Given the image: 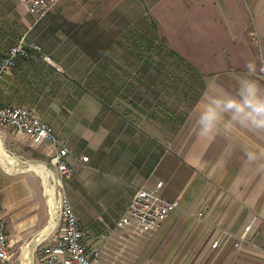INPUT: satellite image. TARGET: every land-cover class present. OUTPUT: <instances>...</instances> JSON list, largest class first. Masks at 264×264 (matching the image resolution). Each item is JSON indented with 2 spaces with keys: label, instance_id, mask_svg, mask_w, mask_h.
I'll return each mask as SVG.
<instances>
[{
  "label": "crops",
  "instance_id": "crops-1",
  "mask_svg": "<svg viewBox=\"0 0 264 264\" xmlns=\"http://www.w3.org/2000/svg\"><path fill=\"white\" fill-rule=\"evenodd\" d=\"M24 9L0 0V60L22 35L49 60L19 58L0 77V102L34 109L69 148L63 189L97 264H264V0H57L31 35L32 24L17 28ZM143 22L202 75L190 107H174L172 77L135 75L141 51L119 39ZM160 99L176 119L159 120ZM16 134L49 161L53 146ZM2 162L13 264H42L37 245L59 234L57 220L38 178ZM160 180V196L179 206L144 235L116 227L134 190Z\"/></svg>",
  "mask_w": 264,
  "mask_h": 264
},
{
  "label": "built area",
  "instance_id": "built-area-1",
  "mask_svg": "<svg viewBox=\"0 0 264 264\" xmlns=\"http://www.w3.org/2000/svg\"><path fill=\"white\" fill-rule=\"evenodd\" d=\"M57 0H21L26 10L38 21ZM41 57L49 60L35 41L27 40L22 35L0 60V77L13 69L19 58ZM264 59V57H263ZM0 123L9 124L17 131H22L32 145H51L53 151L48 161L52 172L53 202L49 203L54 211V219L61 223L59 234L48 237L47 242L39 244V255L42 264H97L100 248L88 250L84 243L85 229L75 212L68 195L63 189V180L74 174V168L67 161L69 148L63 144L51 125L44 121L32 108L18 107L0 102ZM88 156H82L87 160ZM46 167V165H44ZM56 173V174H55ZM162 181L154 188L139 187L134 190L129 203L115 221L116 227H129L136 235L157 228L161 222L179 206V200H167L160 196L158 189ZM201 213H199L200 215ZM56 224V223H55ZM250 225L238 235L235 246L247 241ZM104 235V237H106ZM108 237V236H107ZM222 240L217 238L212 246ZM13 253L8 234L5 230L2 210L0 209V264H13Z\"/></svg>",
  "mask_w": 264,
  "mask_h": 264
},
{
  "label": "rangeland",
  "instance_id": "rangeland-1",
  "mask_svg": "<svg viewBox=\"0 0 264 264\" xmlns=\"http://www.w3.org/2000/svg\"><path fill=\"white\" fill-rule=\"evenodd\" d=\"M23 11H25L23 15V19L21 20L20 23H17L18 25L17 28L24 29L28 26V24H32L31 28H29L28 31L26 32V34L31 35L33 32V26L35 27L37 21L36 22L34 21L32 15H30L27 10L24 9ZM153 33L154 32L151 30V26L149 22H143L140 24L138 23L135 24L134 26H131L127 34L123 35L122 38L119 39V42L121 43L125 42L131 45H135L136 47H138L137 49L141 51L140 53L143 56L142 59L143 67L141 69H137L135 75H138L141 78L147 77L149 75L156 77H159L160 75L172 77L171 86L173 87L172 90L174 96L173 101L175 102L174 107L176 108L190 107L194 99L203 90L204 79L201 74L194 72L192 69H189V67L187 65L182 64L177 59V57H175V55H172L167 50H165V48L163 47L164 45H162L161 43V40L156 39ZM111 54L115 55L116 53L114 54L113 52H111ZM120 60L123 59L121 58ZM150 86H154V85H149V87ZM142 87H146V86L142 85ZM153 88L154 87H152L151 90L155 91L153 90ZM113 91H117L116 87L113 88ZM147 91H150V89H147ZM161 92H163L164 95L168 93V92L165 93V91H161ZM163 93H159L157 97L159 98L162 96L165 97ZM178 94H181V97H178ZM182 95L184 96L183 97L184 99L182 98ZM165 101H166L165 99L162 101L160 99L157 104L158 111H162L163 113H165V116L163 117L159 116V120L170 121L171 118L176 119L177 116L176 115L172 116L173 114L170 111L172 110L174 112V110L170 106H168ZM136 117L139 118V116ZM16 132L17 130L14 129L11 125L0 123V138L3 143V146L6 149V152L8 154L11 153L10 156L14 157V159L19 162V165H15L12 163L9 164L6 161L2 163H4L3 165L7 169L13 168L17 171H23L25 173L31 174L33 177H37L38 181L40 182V186L42 190L45 192V197L47 198L48 195L46 190L51 189L53 186V181L51 176L52 172L49 170L50 164H48V161L45 159H37L35 154L32 151L30 152L29 149L26 150L25 147H27V145L24 144L23 146V143L26 142H23V140H21V138L17 136ZM163 132L161 131L159 135L164 136L165 131ZM19 159L21 161H19ZM28 164L46 165V170L48 171L47 179L43 180L41 176L38 175L35 171L28 169ZM46 203H48L47 199H46ZM47 207L51 209L52 206L50 207L48 203ZM60 226L61 223L56 224L55 229H58V232L60 230ZM142 235H144V233ZM39 259H40V255H39Z\"/></svg>",
  "mask_w": 264,
  "mask_h": 264
},
{
  "label": "bare ground",
  "instance_id": "bare-ground-1",
  "mask_svg": "<svg viewBox=\"0 0 264 264\" xmlns=\"http://www.w3.org/2000/svg\"><path fill=\"white\" fill-rule=\"evenodd\" d=\"M11 154V153H10ZM10 154H8L7 152H6V150H5V148H4V146H3V144H2V141H1V138H0V157H1V159H2V161L4 162V161H6V162H8L9 164H15V165H19V162L18 161H16L15 159H14V157H12V156H10ZM16 158V157H15ZM19 161H21L20 159H19ZM7 163V164H8ZM30 163V162H29ZM36 163V162H35ZM4 164V163H3ZM6 164V163H5ZM12 166V165H11ZM7 167V166H6ZM19 168V167H18ZM8 169H10V168H8ZM13 169V168H12ZM28 169H31V170H33V171H35L38 175H40L41 176V178L43 179V180H46L47 179V176H48V171L46 170V167L43 165V164H28ZM21 170V169H20ZM17 171V170H16ZM51 176H52V174H51ZM50 177V176H49ZM51 187V186H50ZM49 187V188H50ZM46 192H47V199H48V201L50 202V203H52L53 202V189L51 188V189H48V190H46ZM53 218H54V211H53V208L51 209V222H52V220H53ZM49 219V218H48ZM48 222H49V220H48ZM43 231H44V229H43ZM29 248V247H28ZM27 247L26 248H24V252H27L28 249ZM23 250V249H22ZM21 254H23V253H21ZM28 254V253H27ZM24 260V259H23ZM26 263V262H25ZM23 264V263H22ZM28 264V263H27Z\"/></svg>",
  "mask_w": 264,
  "mask_h": 264
},
{
  "label": "trees",
  "instance_id": "trees-1",
  "mask_svg": "<svg viewBox=\"0 0 264 264\" xmlns=\"http://www.w3.org/2000/svg\"><path fill=\"white\" fill-rule=\"evenodd\" d=\"M41 158L46 160V158H45V157H41Z\"/></svg>",
  "mask_w": 264,
  "mask_h": 264
}]
</instances>
